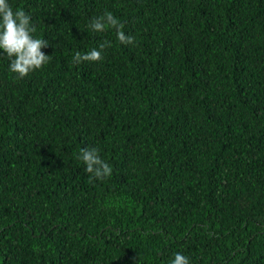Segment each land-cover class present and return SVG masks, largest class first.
Here are the masks:
<instances>
[{
	"label": "trees",
	"instance_id": "obj_1",
	"mask_svg": "<svg viewBox=\"0 0 264 264\" xmlns=\"http://www.w3.org/2000/svg\"><path fill=\"white\" fill-rule=\"evenodd\" d=\"M9 4L51 59L21 79L0 49V264H264V0Z\"/></svg>",
	"mask_w": 264,
	"mask_h": 264
},
{
	"label": "clouds",
	"instance_id": "obj_2",
	"mask_svg": "<svg viewBox=\"0 0 264 264\" xmlns=\"http://www.w3.org/2000/svg\"><path fill=\"white\" fill-rule=\"evenodd\" d=\"M89 28L95 32H104L108 29L116 31L117 39L124 45H134L133 35H126L124 25L110 11L105 10L99 16H93ZM36 27L32 18L23 8L16 10L9 4V0H0V49L10 60L9 71L24 78L30 72L41 69L50 59L42 49L49 46V41L34 36ZM109 41H104L97 48H92L86 53L75 52L73 63L98 62L103 59L102 52L110 47ZM86 166L85 171L90 174V179L104 180L112 175V167L101 158L100 150L96 147L82 148L76 157ZM171 264H190V260L179 252L174 254Z\"/></svg>",
	"mask_w": 264,
	"mask_h": 264
}]
</instances>
